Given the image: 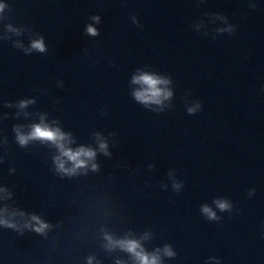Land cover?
Returning a JSON list of instances; mask_svg holds the SVG:
<instances>
[{
  "label": "water",
  "instance_id": "95a60500",
  "mask_svg": "<svg viewBox=\"0 0 264 264\" xmlns=\"http://www.w3.org/2000/svg\"><path fill=\"white\" fill-rule=\"evenodd\" d=\"M0 3V209L25 214L8 216L19 230L0 225V264H133L104 248V231L148 233L149 252L170 245L176 256L163 264H264V0ZM228 25L232 34L217 32ZM40 37L47 51L25 54ZM137 69L170 77L172 98L136 102ZM26 99L35 103L16 106ZM194 100L202 108L189 115ZM41 114L73 148H97L101 133L111 155L97 152L98 171L57 172L53 147L16 142L14 126L27 132ZM33 214L52 225L45 234L23 227Z\"/></svg>",
  "mask_w": 264,
  "mask_h": 264
},
{
  "label": "clouds",
  "instance_id": "9594fccd",
  "mask_svg": "<svg viewBox=\"0 0 264 264\" xmlns=\"http://www.w3.org/2000/svg\"><path fill=\"white\" fill-rule=\"evenodd\" d=\"M7 7L8 5L0 3V21L4 19L3 13ZM218 18L226 20L224 17ZM90 19L95 24L100 23L101 20L99 15H93ZM132 19L134 23L138 24L135 17ZM4 27L7 32L21 35L20 29L14 27L11 23L5 24ZM85 32L86 35L92 37H96L100 34L93 24H87ZM217 32H228L229 34H232L234 28L232 25H228L226 28L217 29ZM16 46L22 47L19 43H17ZM24 51L25 54H31L32 51L45 53L47 49L43 37L31 40L29 47ZM131 83L138 86L132 91L133 99L146 107L150 105L161 106L164 101L170 100L173 96L172 90L168 87L171 83V78L158 75L154 72L137 69L136 74L132 76ZM33 103H35L34 99H26L19 101L16 106L20 109H25ZM5 107H12V104L6 103ZM201 108V103L194 100L192 101L191 106L186 107V111L189 115H194L200 111ZM17 115H19V113H17ZM46 115L47 114H41L39 122L31 124L27 132L23 130V126H14L13 131L15 132L16 142L21 147H26L33 141H39L41 144L53 147L57 152L53 157L55 169L57 172L64 175L73 176L78 174L81 170H88L89 168L92 171H98L99 165L95 162L97 152L103 153L105 156L111 155L108 150V142L102 134L99 132L93 134L97 142V148L83 145L73 148L72 144L74 143V140L71 133H67L60 127L56 126L57 121H53L51 124L48 123ZM149 167H154V165H149ZM169 176L173 177L174 173L170 171ZM183 186L182 181L173 178L172 188L174 191L179 192ZM163 187L166 188L167 185H164ZM0 191L6 190L0 189ZM254 192L255 189H252L249 192V195L254 194ZM213 203L221 212L232 211L233 205L226 198L214 199ZM200 211L208 220H220V217L217 216L216 212L207 204H202L200 206ZM9 215L14 217L17 215L24 216L25 214L18 211L9 213L7 208L0 209V225L19 230L20 226L12 219H9ZM23 227L29 228L32 231L43 235L52 227V225L33 214L30 216L29 221L24 223ZM148 237L149 234L145 233L139 239H136L132 237L131 233H129L122 238H116L111 233L104 231L103 246L108 252H112L116 249L126 252L132 259L133 264H163L162 257L174 258L176 256V252H174L172 247L168 244H165L163 248H156L152 252L147 251L142 241L148 239ZM94 259L95 257L89 256L87 258V264H93ZM97 264H99V262H97ZM116 264H123V261L117 260Z\"/></svg>",
  "mask_w": 264,
  "mask_h": 264
}]
</instances>
